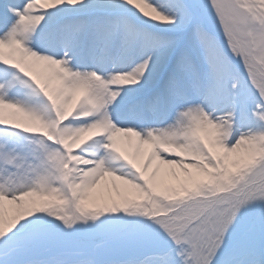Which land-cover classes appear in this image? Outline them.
Wrapping results in <instances>:
<instances>
[{
    "label": "snow or ice",
    "instance_id": "snow-or-ice-1",
    "mask_svg": "<svg viewBox=\"0 0 264 264\" xmlns=\"http://www.w3.org/2000/svg\"><path fill=\"white\" fill-rule=\"evenodd\" d=\"M0 264H264V0H0Z\"/></svg>",
    "mask_w": 264,
    "mask_h": 264
}]
</instances>
